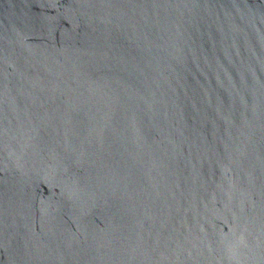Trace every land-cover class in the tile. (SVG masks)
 Instances as JSON below:
<instances>
[{
	"label": "water",
	"instance_id": "95a60500",
	"mask_svg": "<svg viewBox=\"0 0 264 264\" xmlns=\"http://www.w3.org/2000/svg\"><path fill=\"white\" fill-rule=\"evenodd\" d=\"M0 264H264V0H0Z\"/></svg>",
	"mask_w": 264,
	"mask_h": 264
}]
</instances>
